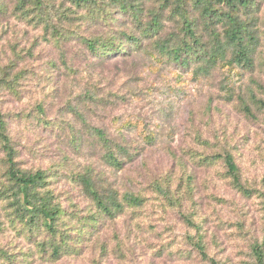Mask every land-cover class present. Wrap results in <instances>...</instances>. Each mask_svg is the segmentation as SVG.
Returning a JSON list of instances; mask_svg holds the SVG:
<instances>
[{
    "label": "rangeland",
    "instance_id": "rangeland-1",
    "mask_svg": "<svg viewBox=\"0 0 264 264\" xmlns=\"http://www.w3.org/2000/svg\"><path fill=\"white\" fill-rule=\"evenodd\" d=\"M124 1L145 12L161 4ZM20 2L0 0V113L17 167L46 173L39 192L62 213L55 232L43 221L20 220L0 142V264H258L256 246L264 245V0H254L247 16L258 38L253 66L218 62L208 74L195 62L170 66L146 55L95 60L80 41L90 25L77 26L73 13L80 11L69 0H32L25 9ZM109 10L129 28L127 16ZM180 28L169 19L164 35L183 36ZM88 91L106 105L86 98ZM82 118L118 139L122 124H132L123 138L131 156L121 155L122 169L103 158ZM226 152L236 160L246 194L222 159L201 160ZM85 173L102 192H117L121 212H102L78 180ZM127 193L143 198V206L126 203Z\"/></svg>",
    "mask_w": 264,
    "mask_h": 264
},
{
    "label": "trees",
    "instance_id": "trees-1",
    "mask_svg": "<svg viewBox=\"0 0 264 264\" xmlns=\"http://www.w3.org/2000/svg\"><path fill=\"white\" fill-rule=\"evenodd\" d=\"M20 1L19 8L25 9L26 3L32 0ZM69 1L76 11H80L73 13L77 16L74 19L77 26L82 27L86 23L90 25L87 35L80 36V41L87 55L95 60L106 62L115 58H139L146 55L152 60L157 58L162 63H169L170 66L189 67L195 62L207 68H200L202 73H207L209 68L216 66L218 62L231 64L236 61L248 67L253 66V53L258 38L247 16L254 7V0H161L157 8H151L147 12L124 0ZM111 8H116L117 14L127 16L130 21L128 29L120 27L118 24L120 17L114 18L113 12L109 10ZM69 18V15L65 16V19ZM169 19L173 20L174 24L181 25L180 32L183 36H179L174 30L172 32L174 35H164ZM219 31L224 34H220ZM204 32L208 34L206 38L209 42H204ZM229 50L232 51L230 57ZM85 97L97 101L94 103L106 105L103 100L94 99L89 91ZM82 121L89 130L90 140L103 151V158L111 166L122 169L125 160L121 155L131 156L130 145L123 138L132 124L130 122L122 124L121 130L117 131L120 137L118 139L116 133L106 126H94L83 118ZM149 136L146 135V140L150 139ZM0 142L6 153L8 174L15 187V213L24 223L34 225L43 221L50 231L55 232L62 210L52 205V198L47 193L39 192V188H43L46 183L47 175L41 171L34 174L25 173L17 167L16 150L8 134V124L1 113ZM218 159L225 162L230 177L246 194L247 190L240 186V171L236 160L230 152L201 158L204 162L208 161V164ZM77 177L106 216L112 217L117 211H122L123 204L117 192H102L90 173ZM161 187L156 183L157 189L161 190ZM163 193L169 198L165 191ZM123 200L135 207L144 204L143 198L131 193L125 194ZM198 244L199 251L205 254L202 240ZM256 251L258 264H264V245L256 246Z\"/></svg>",
    "mask_w": 264,
    "mask_h": 264
}]
</instances>
